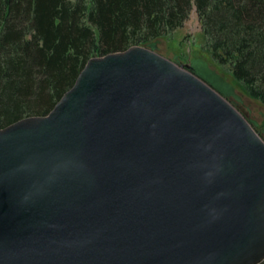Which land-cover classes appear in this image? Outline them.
<instances>
[{"label": "water", "instance_id": "water-1", "mask_svg": "<svg viewBox=\"0 0 264 264\" xmlns=\"http://www.w3.org/2000/svg\"><path fill=\"white\" fill-rule=\"evenodd\" d=\"M264 139L191 64L89 58L0 127V264H259Z\"/></svg>", "mask_w": 264, "mask_h": 264}, {"label": "trees", "instance_id": "trees-1", "mask_svg": "<svg viewBox=\"0 0 264 264\" xmlns=\"http://www.w3.org/2000/svg\"><path fill=\"white\" fill-rule=\"evenodd\" d=\"M192 10L212 60L264 105V0H0V127L47 114L89 58L133 45L154 50ZM191 69L235 96L204 61Z\"/></svg>", "mask_w": 264, "mask_h": 264}, {"label": "rangeland", "instance_id": "rangeland-1", "mask_svg": "<svg viewBox=\"0 0 264 264\" xmlns=\"http://www.w3.org/2000/svg\"><path fill=\"white\" fill-rule=\"evenodd\" d=\"M205 41L197 14L192 10L181 27L156 39L154 50L178 64H190L193 59L204 61L209 68L232 85L235 96H226V98L254 123L264 137V105L245 93L241 84L233 78L226 66L212 60L210 52L205 48Z\"/></svg>", "mask_w": 264, "mask_h": 264}, {"label": "flooded vegetation", "instance_id": "flooded-vegetation-1", "mask_svg": "<svg viewBox=\"0 0 264 264\" xmlns=\"http://www.w3.org/2000/svg\"><path fill=\"white\" fill-rule=\"evenodd\" d=\"M191 63H192V62H191ZM191 63H190V64H191Z\"/></svg>", "mask_w": 264, "mask_h": 264}]
</instances>
